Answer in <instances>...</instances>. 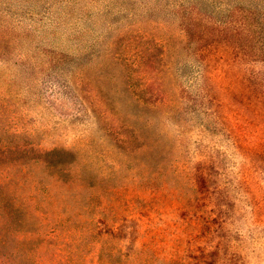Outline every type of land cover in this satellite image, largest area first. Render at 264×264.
Segmentation results:
<instances>
[{"label":"rangeland","instance_id":"1","mask_svg":"<svg viewBox=\"0 0 264 264\" xmlns=\"http://www.w3.org/2000/svg\"><path fill=\"white\" fill-rule=\"evenodd\" d=\"M0 138L37 264H264V0H0Z\"/></svg>","mask_w":264,"mask_h":264},{"label":"trees","instance_id":"2","mask_svg":"<svg viewBox=\"0 0 264 264\" xmlns=\"http://www.w3.org/2000/svg\"><path fill=\"white\" fill-rule=\"evenodd\" d=\"M146 44H143L144 50L136 51L140 67H146L150 61V45ZM25 159V149L11 147L0 138V264H37L35 239L29 238L25 230V224L32 221L33 215L28 213V205L16 199L17 189L22 184L17 177L23 173ZM20 233L26 235L20 237Z\"/></svg>","mask_w":264,"mask_h":264}]
</instances>
